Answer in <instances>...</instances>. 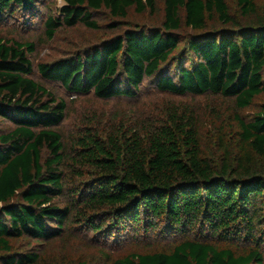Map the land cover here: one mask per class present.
<instances>
[{"label":"trees","instance_id":"1","mask_svg":"<svg viewBox=\"0 0 264 264\" xmlns=\"http://www.w3.org/2000/svg\"><path fill=\"white\" fill-rule=\"evenodd\" d=\"M40 6L0 0V21L30 24ZM158 6L65 0L44 21L50 41L63 27L100 29L103 13L116 34L37 67L36 43L0 37V120L12 125L0 134V264H62L17 245L61 241L75 228L118 245L179 241L120 257L101 251L102 264H264V11L257 0H237L235 11L226 0H164L160 26L128 20ZM37 73L100 100H136L148 81L174 97L220 98L231 115L171 101L133 119L90 113L66 145L57 128L67 104Z\"/></svg>","mask_w":264,"mask_h":264},{"label":"rangeland","instance_id":"2","mask_svg":"<svg viewBox=\"0 0 264 264\" xmlns=\"http://www.w3.org/2000/svg\"><path fill=\"white\" fill-rule=\"evenodd\" d=\"M156 1L159 6L158 11L154 15L150 13L140 15L135 11H131L128 20L132 24L145 27L160 26L164 0ZM226 1L230 8L235 11L237 8V0ZM44 4L46 6H40L42 18L30 24H25V20L18 17L16 19L0 21V37L14 39L20 42L36 43V53L32 58L35 67L39 63H50L64 56H71L77 51L97 45L116 34L105 28V25L112 17L109 14L103 13L94 18L101 25L100 29L90 30L83 25H77L73 28L63 27L58 30L55 39L50 41L45 34L44 21L48 16L55 13L57 9L65 5V0H44ZM257 4L264 11V0H257ZM34 78L52 91L58 99L64 100L67 104L66 118L59 128H57L62 134L66 145H70L72 142L71 138L78 134L84 126L89 124L87 117L91 115L90 113L97 115V117L105 115L106 118L114 115L133 114L129 117L133 119L137 114L156 115L155 111L157 108L171 101L192 105L202 113H209V106L213 105L214 107H220L222 111H225L224 113H227V116L231 115V112L228 111V103L222 101L220 98L214 99L207 96L174 97L158 92L148 81L141 87L142 92L140 97L130 101L126 99L100 100L92 94L87 96H74L69 94L59 83H50L41 80L38 73L35 74ZM250 115H252V111L246 112L245 117ZM10 127L12 125L9 122L0 120V134L9 131ZM263 227L264 225L258 229L257 233L262 232V230L264 231ZM68 232V237L61 241L43 243L41 245L33 242L30 244L29 249L25 243H20L17 246L19 247V251L25 252L31 249L34 252L43 254V257L49 263L51 260L54 261L57 259L62 264H81L85 261L88 264H102L103 255L101 251L115 257H120L133 252H145L158 249V247L159 250H170L174 247V244L179 242L175 238L161 239L157 242V235H151L149 237L137 236L135 238L130 236L129 238H124L122 243L118 245L108 243L109 241L106 240L104 241V238L101 236L95 237L94 234H87V232L82 230L78 231L77 228L68 230Z\"/></svg>","mask_w":264,"mask_h":264}]
</instances>
